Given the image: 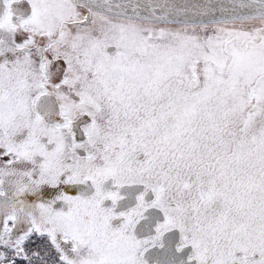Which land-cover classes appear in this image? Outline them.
I'll return each mask as SVG.
<instances>
[{
  "label": "snow or ice",
  "instance_id": "obj_1",
  "mask_svg": "<svg viewBox=\"0 0 264 264\" xmlns=\"http://www.w3.org/2000/svg\"><path fill=\"white\" fill-rule=\"evenodd\" d=\"M0 264H264V0H0Z\"/></svg>",
  "mask_w": 264,
  "mask_h": 264
}]
</instances>
